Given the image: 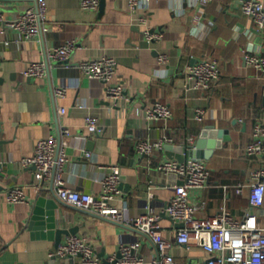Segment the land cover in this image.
<instances>
[{
  "label": "crops",
  "instance_id": "crops-1",
  "mask_svg": "<svg viewBox=\"0 0 264 264\" xmlns=\"http://www.w3.org/2000/svg\"><path fill=\"white\" fill-rule=\"evenodd\" d=\"M240 1L212 0L199 9L187 2L149 0L147 26L162 33L151 43L142 39L140 10H131L126 0H103L96 10L81 9L80 0H46L44 29L34 38L0 23V264H81L79 257L50 258L53 242L23 228L36 195L50 194L53 187L47 179L38 183L33 166L22 165L21 159L31 156L36 142L50 135L66 141L62 176L67 187L99 194L108 167L116 165L121 194L110 203L128 217L153 207L160 214L162 236L171 244L175 263L204 264L209 256L192 240L187 245L174 241L180 226L164 214V207L177 178L157 166L174 159L177 146L187 144L189 136L196 141L205 125L227 130L230 139L202 159L210 172L208 185L190 190L189 202L204 200L195 212L198 217L210 216L222 206L235 218L243 216L247 188L238 193L236 187L246 184L249 171L264 162L261 155L242 151L257 119L264 118V77L246 65L241 52L251 48L264 53V29L241 14ZM33 5V0H0V18L14 19ZM69 40L75 46L65 61L47 56ZM159 54L167 57L163 65L155 64ZM101 57L117 62L113 80L124 92L116 102L107 97L104 82L77 68L80 61ZM207 57L214 58L220 69L208 93L193 89L187 76L188 66ZM35 61L46 65L41 78L24 74ZM55 88H63L64 95L55 96ZM155 102L167 105L172 117L145 118L144 111ZM196 108L205 110L201 121L193 119ZM87 115L97 118L101 133L87 131ZM61 127L69 134L62 135ZM162 136L171 138L166 143L169 149L163 146L150 155L136 151L139 138L156 141ZM14 186L23 188L26 201H6L7 190ZM55 201L57 227L72 231L61 242L70 235L84 236L104 264H115L109 258L122 244H136V253L146 261L156 255L147 236L127 224ZM257 221L264 226L261 209Z\"/></svg>",
  "mask_w": 264,
  "mask_h": 264
},
{
  "label": "built area",
  "instance_id": "built-area-1",
  "mask_svg": "<svg viewBox=\"0 0 264 264\" xmlns=\"http://www.w3.org/2000/svg\"><path fill=\"white\" fill-rule=\"evenodd\" d=\"M187 2L189 5L202 9L212 0H170V2ZM100 0H80L83 10H96ZM131 10L139 9L137 21L144 28L141 32L146 43L159 40L162 37L160 30H153L147 26L145 7L149 0H126ZM174 10V8H171ZM241 14L249 17L257 26L264 29V3L255 0H241L239 4ZM46 0H34L32 7L26 8L14 19L0 23L3 27L15 29L24 37L34 38L44 29L46 20ZM178 14H182L179 11ZM198 20V16H196ZM75 42L67 41L65 44L52 48L47 56L55 61L66 60ZM246 65L255 70L259 77H264V53L245 48L241 52ZM167 61L164 54H159L155 64L163 65ZM117 62L112 57H101L78 62L77 68L88 78H96L105 83L106 95L114 102L123 96V86L113 80ZM46 71L43 62H31L24 70L29 78H41ZM187 76L193 81L192 88L203 92L212 91L215 82L219 79L220 69L214 58L207 57L188 66ZM55 96H63V88H55ZM63 112L62 109H60ZM205 110L196 108L193 119L201 121ZM147 119L168 120L172 117L171 109L161 103L155 102L144 111ZM85 128L90 134H99L102 127L97 118L85 116ZM60 133L68 135L69 130L61 127ZM187 144H193L195 138L189 136ZM171 138L162 136L156 141H147L139 138L135 149L141 154L150 155L154 150L162 149ZM66 141H59L54 136L39 139L34 147L33 154L21 159L24 166H33L34 179L40 183L50 180L56 197L71 206L108 218L113 222H123L133 229L143 233L153 243L156 255L150 260H144L136 253L137 245L122 244L118 248L120 256L115 254L109 261L115 264H176L169 252L170 242L162 236L160 214L153 207L135 217H128L122 209L110 202L121 194L119 188V173L116 165L109 166V171L102 179V190L99 194H90L71 189L66 186L63 179V168L67 161L64 148ZM245 155H261L264 157V118H258L254 124L250 140L243 148ZM89 156V152H83ZM157 169L164 173L174 174L177 183L172 186V194L164 207V214L174 223L181 222L182 227L176 229L174 241L179 245H187L191 240L194 244L208 254L204 264H264V226L257 221V210L264 214V162L248 173V182L236 187L238 193L243 187L247 188L246 199L248 206L241 218H235L225 206L220 207L214 214L207 217H198L195 212L205 204L204 200L196 204L189 202V191L202 189L208 185L210 172L200 159L187 158L183 161L169 159L158 164ZM6 201L18 203L26 201L23 188L14 186L7 190ZM50 258L65 259L79 257L81 264H104L95 256L92 246L84 236L70 235L61 242L56 250L49 251Z\"/></svg>",
  "mask_w": 264,
  "mask_h": 264
},
{
  "label": "water",
  "instance_id": "water-1",
  "mask_svg": "<svg viewBox=\"0 0 264 264\" xmlns=\"http://www.w3.org/2000/svg\"><path fill=\"white\" fill-rule=\"evenodd\" d=\"M34 1V0H33ZM103 5V0L99 2V9ZM218 138L219 140L213 141L212 138ZM230 139L227 130H217L212 128L210 125H205L201 128L199 133V137L193 144H185L177 146V153L174 154V159L177 161L185 160V155L189 158L195 159H207L211 154L214 148H219L222 146L223 142H226ZM171 145L165 144L164 148L169 149ZM56 197L53 189L50 194L41 195L37 194L34 201L31 204L30 212L28 218L26 219L23 228H27L34 232L36 237L45 238L51 240L53 242L51 251H55L57 246L61 243V239L63 235L71 234V230H64L62 228L57 227V218L55 216ZM59 200V199H58ZM62 202V201H61ZM100 218L107 219L100 215L95 214ZM113 222V221H112ZM177 224L182 227L181 222H177ZM120 256L117 251L115 257L118 258ZM71 257L65 258L64 260H71ZM112 262H115L113 260Z\"/></svg>",
  "mask_w": 264,
  "mask_h": 264
}]
</instances>
